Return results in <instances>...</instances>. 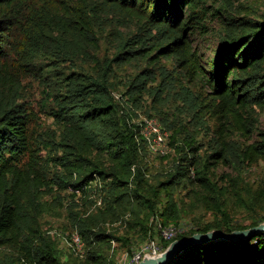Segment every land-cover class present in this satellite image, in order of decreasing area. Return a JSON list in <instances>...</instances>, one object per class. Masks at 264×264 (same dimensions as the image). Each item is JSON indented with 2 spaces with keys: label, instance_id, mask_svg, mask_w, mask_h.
<instances>
[{
  "label": "trees",
  "instance_id": "obj_1",
  "mask_svg": "<svg viewBox=\"0 0 264 264\" xmlns=\"http://www.w3.org/2000/svg\"><path fill=\"white\" fill-rule=\"evenodd\" d=\"M27 1L0 0V250L16 251L11 257L0 256V264H73L70 256L61 260L53 240L40 226L48 210L45 190L52 192L55 184L73 191H85L93 181L101 186L104 207L96 214L75 213L73 217L87 247L82 264H110L104 250L111 248V241L131 242L107 233L103 225L123 213L131 216L128 230L141 238L154 236L157 223L179 227L188 215L187 199L213 216L173 240L214 229H247L264 221V124L257 116V109L264 110V14L235 17L229 11L222 15L226 18L224 36L204 67L186 37L191 29L208 32L210 0H56L53 7L34 1L28 9ZM109 6L140 24L158 28L165 42L148 45L134 36L121 38L114 56L102 59L94 27L103 23ZM21 27L28 45L44 49L46 68L30 58L17 63V72H10L11 33ZM53 40L58 48L47 52ZM175 55L182 61L183 78L188 79L176 94L193 110L194 119L210 108L223 143L201 151V144L181 121L152 104L177 156L171 169L153 175L143 163L144 153L150 150L133 116L143 108L145 95L153 103L166 98L171 90L166 78L172 74L167 72L153 86L149 84L152 74L144 69L129 77L118 99L114 78L124 64L145 59L154 65L162 56ZM13 73L42 79L45 108L60 125L57 145L62 155L57 161L68 174L58 175L54 184L38 176L44 164L36 160L30 117L15 97ZM197 85L207 88L208 94L202 92L201 97L199 90L190 89ZM230 137H239V145L230 143ZM225 162L233 171L220 175L217 168ZM260 163L263 173L256 186L240 185L244 169ZM182 189L187 191L181 194ZM232 204L260 213L247 224H237L230 215ZM173 240L162 241L164 247ZM166 264H264V232L240 241L193 245Z\"/></svg>",
  "mask_w": 264,
  "mask_h": 264
},
{
  "label": "rangeland",
  "instance_id": "obj_2",
  "mask_svg": "<svg viewBox=\"0 0 264 264\" xmlns=\"http://www.w3.org/2000/svg\"><path fill=\"white\" fill-rule=\"evenodd\" d=\"M34 1L37 4L40 3L39 1H43L48 7H53L56 4V0H29L26 2L28 5L27 9L30 5L34 4ZM208 5L209 16L206 21L208 32H204L202 28L191 29L186 37L192 47V52L204 67L214 57V50L218 48L220 40L224 36V22H226V18L222 15H229V11L231 12L230 15L235 17L247 15L260 17L264 14V0H210ZM39 12L40 10L38 9ZM104 18L102 24L94 27L100 43L98 54L102 59H111L114 56L116 43L121 38L126 40L134 36L133 38L136 41H147L148 45H158L165 42L159 37L158 28L138 23V21L127 16L119 8L109 6V9L105 11ZM54 24L57 23L55 22ZM21 31L22 27L21 29H15L11 33L12 40L10 42L11 48L9 49L10 72H17V63H21V61L24 63L30 58L35 59L36 63L42 65L43 69L46 68L44 62L48 61V57L45 55L42 46L28 45ZM138 47L140 46L134 45V48ZM57 48L58 43L53 40L47 45L46 50L47 52H52ZM178 59L177 55L162 56L154 65L147 63L145 59H139L133 64L122 65L121 68H117L114 78V82L118 86L114 90V95L120 97V93L125 90L124 83L127 82L129 77H133L139 72L144 73V69H147L152 74V78H149V84L153 86L161 83L167 72L171 73L172 77L166 78V82L170 84V93L160 103H153L152 97L145 95L143 98L145 101L143 103L144 106L142 109L138 108V116H133L134 121H138L141 116L158 115L151 107L153 104L166 113L168 117L181 121L185 125V130L192 133L199 144H201V151H206V148L208 149L209 146L215 145L216 142L223 143L222 138L217 136L216 133L218 122L216 117L210 112V108H204L200 112L199 117L194 119L193 110H189L186 105H183V101L176 94L181 91L182 86H187L186 81L188 80L187 78H183L185 70L180 66L182 61ZM11 76L17 79L15 80V89H17L15 97L30 117L29 133L32 142H34V154L37 155L36 160L44 164L42 167L43 172L39 171L38 176L41 180L54 184L58 175H66L68 172L57 161V158L62 155V151L58 150L57 145V142L61 139V128L55 118L51 116L50 111L45 108L44 84L38 76L29 73H13ZM191 85L192 83L189 82V86ZM190 89L199 90L201 97L202 92L203 94H208L207 88H199L198 85ZM257 116L260 117L261 122L264 124V110L257 109ZM232 141L238 146V142L241 139L239 137H230L229 142L231 143ZM169 154L168 157H160V155H156L151 151L144 153L143 163L147 166L148 172L153 175H159L171 169L170 166L177 156L172 150ZM217 169L220 175L233 171L232 165L229 162L220 164ZM262 173V163L254 165L249 169H244L239 176L240 185L255 187ZM75 177L76 175L73 176V179ZM100 187L98 181H93L85 191H73L72 188L64 190L60 189L56 184L52 192L46 188L44 202L48 210L41 216L40 226L45 235L53 240V244L56 245L62 261L70 256L73 264H82L86 259V245L80 251L74 241L77 229L74 225L73 217L75 213H82L84 216L96 214L101 207H104V204L101 202ZM186 191L187 189H182L181 194H184ZM186 206L188 207V215L183 217L179 226L183 232H188L191 228L211 221L213 218L211 213L204 211L202 207L190 202L189 199H187ZM258 213L260 212L249 208L246 210L235 204H232L230 208V215L237 224L249 223ZM130 217L129 213H123L118 219L103 223L107 233H113L118 237H125L131 241L127 244L121 240L111 241V248H105L104 250V254L110 260V264H127L133 253L138 251L148 240V237L141 238L133 231L128 230L127 221L130 220ZM155 238L160 241V236L157 233H155ZM0 251H2L0 253L2 258L5 257V254L11 257V254L16 253L14 248H11V250L2 249Z\"/></svg>",
  "mask_w": 264,
  "mask_h": 264
},
{
  "label": "built area",
  "instance_id": "obj_3",
  "mask_svg": "<svg viewBox=\"0 0 264 264\" xmlns=\"http://www.w3.org/2000/svg\"><path fill=\"white\" fill-rule=\"evenodd\" d=\"M116 97L119 98L118 95H116ZM135 122L139 125L140 132L144 136L149 150L152 153L156 155H166L172 150L169 145V132L163 129L157 117L141 116L138 121ZM154 231L160 236V241L155 238V233L154 236L149 235L148 240L138 251L133 253L127 264H137L143 258L160 255L165 250L162 241H171L179 233L183 232L181 228L173 224L163 226L161 223L155 225ZM74 241L77 244L78 250L81 251L84 247V243L78 233L74 235Z\"/></svg>",
  "mask_w": 264,
  "mask_h": 264
},
{
  "label": "water",
  "instance_id": "obj_4",
  "mask_svg": "<svg viewBox=\"0 0 264 264\" xmlns=\"http://www.w3.org/2000/svg\"><path fill=\"white\" fill-rule=\"evenodd\" d=\"M262 232H264V221L256 226L231 232H226L221 229L197 232L190 236L173 240L160 255L143 258L137 264H166L178 253L183 252L193 245L207 244L216 241H240L255 235H260Z\"/></svg>",
  "mask_w": 264,
  "mask_h": 264
}]
</instances>
